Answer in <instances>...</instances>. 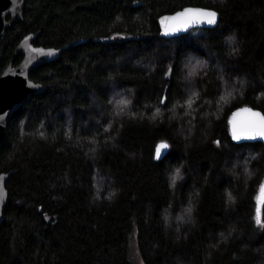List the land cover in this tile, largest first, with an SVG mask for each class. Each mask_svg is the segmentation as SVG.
<instances>
[{"label": "trees", "instance_id": "trees-1", "mask_svg": "<svg viewBox=\"0 0 264 264\" xmlns=\"http://www.w3.org/2000/svg\"><path fill=\"white\" fill-rule=\"evenodd\" d=\"M187 5L219 24L161 37L159 17ZM30 32L86 41L31 71L48 88L8 122L0 264H135L133 237L144 264H264V143L234 142L228 123L264 112V0H25L0 70Z\"/></svg>", "mask_w": 264, "mask_h": 264}, {"label": "water", "instance_id": "water-1", "mask_svg": "<svg viewBox=\"0 0 264 264\" xmlns=\"http://www.w3.org/2000/svg\"><path fill=\"white\" fill-rule=\"evenodd\" d=\"M25 9V0H0V38L5 34L8 27H12L15 22L23 20V14ZM186 10L195 11H207L216 13V23L209 25L207 23L203 24H193L187 28L185 31H180L173 35L164 34V26L169 22L171 17L176 16L178 13H183ZM169 18V19H166ZM160 25V36L165 38H172L188 34L193 29L197 28H214L220 22V13L209 7L201 5H187L175 12L165 13L161 15L158 19ZM39 32H30L26 34L18 43L14 50L13 58L11 62L6 66V68L0 73V147L7 136L8 122L15 111H17L21 105L25 102L27 97L33 94L43 93L48 87L41 82H36L30 78V73L33 69L37 68L41 64L50 62L57 59L61 52L71 46H75L79 43L86 41V39H78L67 43L61 47H46L42 45H35L34 40ZM42 49L41 52H33L31 49ZM23 53L22 61L13 65V59L19 54ZM51 53V54H48ZM166 101V91L163 95V103ZM244 110H251V112H258L264 115V112L251 105H242L232 110L228 117V123L230 128V133L232 140L236 143L243 142H263L264 139L256 137L255 139L241 138L239 140L233 139V122H242L249 118V112ZM161 143H166L168 145L167 149L162 150V154L159 159L163 158L170 148V143L166 139L158 141L156 147ZM155 147V149H156ZM156 158V155H155ZM157 159V158H156ZM10 175V172H1L0 177H3L2 190L4 197L0 200V227L4 221V207L8 202L9 190L6 187V181ZM262 185H264V179L260 184L256 195V210L260 207L262 212L263 205L259 202V197L264 196V190H262Z\"/></svg>", "mask_w": 264, "mask_h": 264}, {"label": "snow or ice", "instance_id": "snow-or-ice-1", "mask_svg": "<svg viewBox=\"0 0 264 264\" xmlns=\"http://www.w3.org/2000/svg\"><path fill=\"white\" fill-rule=\"evenodd\" d=\"M169 19V18H166ZM207 23L209 25L216 23V13L207 12V11H191L186 10L183 13H178L176 16L171 17L169 22L164 26V34L173 35L180 31H185L187 28L193 24H203ZM33 52H41L42 49H31ZM51 54V53H48ZM163 102V101H162ZM120 105H126L127 101H120ZM192 101L188 102V106L191 107ZM159 111V110H158ZM249 112V118L242 122H233V139L239 140L241 138L255 139L256 137H260L264 139V115L258 112H251V110H244ZM217 143H219L217 141ZM168 145L166 143H161L155 149L156 158L159 159L162 150L167 149ZM179 173L177 172V176ZM3 177H0V182H2ZM173 183H175V178L173 179ZM262 190H264V185H262ZM4 197V193L2 190V184H0V200ZM260 204L264 205V196L258 198ZM191 211V210H189ZM256 223L264 227V220L261 218V209L260 207L256 210Z\"/></svg>", "mask_w": 264, "mask_h": 264}, {"label": "rangeland", "instance_id": "rangeland-1", "mask_svg": "<svg viewBox=\"0 0 264 264\" xmlns=\"http://www.w3.org/2000/svg\"><path fill=\"white\" fill-rule=\"evenodd\" d=\"M119 36V35H118ZM188 68H190V74L193 72V70L195 71V68L191 65V63H188ZM225 78H227V76H225ZM229 86L231 85V82H229V84H228ZM225 87H226V85H225ZM228 88L226 87L223 91V93H224V95H222V101H221V103L220 104H225L226 102H227V98H226V94H225V92H228V90H227ZM191 93V98H193V97H196V95H197V92L195 91V90H193L192 92H190ZM190 95V94H189ZM228 97V96H227ZM116 102L117 103H119L120 101H122L123 100V97H117L116 99ZM120 104V103H119ZM121 107H123V105H120ZM130 252H131V257H132V260H133V262L135 263V264H144L142 261H141V259H140V257H139V254H138V250H137V244H136V239H135V237H133L132 239H131V242H130Z\"/></svg>", "mask_w": 264, "mask_h": 264}, {"label": "flooded vegetation", "instance_id": "flooded-vegetation-1", "mask_svg": "<svg viewBox=\"0 0 264 264\" xmlns=\"http://www.w3.org/2000/svg\"><path fill=\"white\" fill-rule=\"evenodd\" d=\"M14 50H15V49H14ZM13 54H14V52H13ZM12 58H13V55H12L11 59L6 63V65L4 66V68H2V69L0 70V73H1V72L6 68V66L11 62ZM22 59H23V53H19V54L13 59V65H17V64H19V63L22 61Z\"/></svg>", "mask_w": 264, "mask_h": 264}]
</instances>
